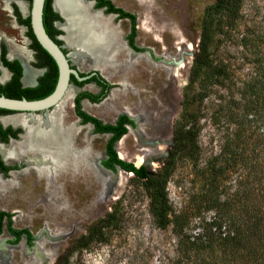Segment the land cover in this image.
Masks as SVG:
<instances>
[{
    "label": "rangeland",
    "instance_id": "obj_1",
    "mask_svg": "<svg viewBox=\"0 0 264 264\" xmlns=\"http://www.w3.org/2000/svg\"><path fill=\"white\" fill-rule=\"evenodd\" d=\"M10 1L0 0V43L8 51L13 47L23 51L28 59L31 51L26 27L4 8ZM69 1L77 10L71 37L76 45L80 42V50L75 52L66 40L69 20L64 15L61 44L79 70L99 69L115 84L106 99L88 104L86 109L104 122H114L125 111L137 121L117 143L118 157L135 166L143 164L149 173L160 170L186 107L197 118V146L176 160L166 184L172 222L160 228L150 212L143 180L124 171L112 174L98 162L105 158L109 135L93 134L90 125L76 133L69 104L75 87L69 88L58 107L46 112L49 120L46 114L30 115L31 120L26 119L29 115L9 116L25 127L29 137L33 126L41 122L33 118L47 119L53 134L35 141L30 137V144L46 138L58 144L57 154L43 153L49 159L39 161L50 166L63 157L68 158V165L57 171L64 176L58 190L61 195L54 193L53 183L46 195H41L43 180L32 186L33 177L25 179L20 194H12L9 189L0 193V208L11 212L13 227H26L34 237L31 246L25 238L12 243L13 236L4 227L0 232V264H54L74 240L112 212H117L118 223L103 228V235L86 248L72 251L67 264H264V245L259 248L255 242H246L245 248H237L232 241L214 235L219 230L212 227L218 221L236 228L233 221L242 222L239 220L262 198L264 107L260 118L247 119L263 101L264 0H242L232 22L215 30L213 60L216 66L225 68L226 75L209 79L200 97L197 83L189 89L186 86L204 10L216 0H112L135 15V45L142 48L136 54L123 39L129 31L128 19L103 16L93 2ZM23 2L26 13L16 2L10 5H16L26 17L30 4ZM62 5L65 13L68 4ZM85 89L97 92L90 83ZM63 109L66 122L58 130L56 117ZM260 228L264 238V225ZM202 232L212 233L211 249L190 252L189 242ZM248 246L259 251L245 262L240 255ZM184 250L191 257H186Z\"/></svg>",
    "mask_w": 264,
    "mask_h": 264
},
{
    "label": "trees",
    "instance_id": "obj_2",
    "mask_svg": "<svg viewBox=\"0 0 264 264\" xmlns=\"http://www.w3.org/2000/svg\"><path fill=\"white\" fill-rule=\"evenodd\" d=\"M51 0H48L50 3ZM242 0H216L213 4L207 6L204 10L202 19H201V26H200V33L198 38L197 44V52L193 56L192 65L190 67V74H189V82L186 86V89H189L193 86L194 83H197L199 86V93L198 97L201 96V92L206 90V82L218 76H225L226 70L223 67L216 66L213 60V54L211 51V43L213 41V35L215 30H221L223 26H227L229 22L231 23L232 20L235 18L237 14V10L240 7ZM48 6V4H47ZM96 6H106L107 12H114L118 13L120 17H128L131 21V32H130V45L137 49L134 45V38L136 35V28H135V15L125 11L124 9L117 7L113 4L111 0H96ZM15 14L17 16L18 21L27 27V34L32 40V46L36 47L37 49L41 50L43 54H45L53 63L55 69H57V65L53 57L40 45L37 41L30 24V17L26 16L23 17L21 13L18 11V8L15 7ZM54 17L56 20H62V17L55 11H53ZM43 20V19H42ZM45 28V27H44ZM46 30V29H45ZM49 34L50 33V30ZM47 32V31H46ZM52 34H60V29L53 28ZM264 37V35H263ZM55 42L58 44L61 43V40L54 39ZM17 62V61H16ZM20 68V65H19ZM20 74V73H19ZM92 79L97 80L101 85L104 87V91L100 96H93L89 93H84L85 96L90 97L92 100H100L103 96H105L107 90L110 88V84L105 81L98 73H95ZM46 94V93H45ZM45 94H39L36 97H42ZM200 95V96H199ZM187 96V103L189 102V96ZM263 101L259 104L260 107L255 109L252 117H247L249 121L257 120L260 118L262 111L261 109L264 107V91L262 92ZM264 109V108H263ZM79 113L83 116L84 121H91L95 124L96 129L104 132V131H112L114 132L113 137L109 140L107 145V154L108 158L102 163L111 169H114L115 164H119L122 168L127 171H130L139 179L143 180V187L146 190L149 196V209L150 212L160 228H165L169 223L172 222V218L169 216L170 214V205L167 199V192H166V184L168 181L169 176L171 175L176 160L180 155L190 152L194 149L197 141L198 135V127H197V118L194 112H190L186 107L185 111L181 114V119L175 126L174 131V144L168 154V157L161 167L160 170L156 171L155 173H149L144 165L134 166L132 163L127 162L125 160L120 159L117 156L116 150L113 147V142L118 139L123 133L126 132V127L123 126L125 122H131L129 118L125 115L120 116L116 124H103L101 121L92 117L82 111L79 110ZM246 117V115L244 114ZM260 190L263 191L262 198L258 206L254 207L253 210L249 211L250 213H246L244 217L239 220L242 222L233 221L236 228L231 229L230 225L227 223L222 224L221 222L215 221L212 224V227L219 230L217 233L215 232L214 235H218L221 240L223 241H232L235 243V246L245 248L251 242H255L257 246L260 248L264 245V238L262 235L261 226L264 225V185H261ZM252 213V214H251ZM253 213L255 214L253 216ZM251 214V215H249ZM3 216H7V224L10 232L16 236L15 240H18L21 235L24 233L26 234L28 241H31L32 235L28 229H15L11 227V219L10 215L5 211L0 210V224L2 223ZM215 218V217H214ZM119 221V216L117 212L109 213L105 218L100 219L96 224L88 229L87 234L81 235L77 240H74L70 247L66 249L55 261L54 264H67L69 254L74 251L75 249H84L86 248L89 243L92 242L95 238H99L103 235V228L110 226H115ZM223 230H220V229ZM182 230V229H181ZM1 232V230H0ZM203 234L198 235V237L193 238V241L189 242V246L187 249L190 250L194 249L196 251L199 250H210L213 244V238H211L212 233L202 232ZM223 234V237H221ZM239 244V246H238ZM256 246V247H257ZM237 248H233V251H236ZM188 250H184V253H188L186 257H191V253ZM263 250V249H261ZM196 251H193L195 253ZM231 251V250H230ZM259 250H255L248 246L247 251L240 255V258L243 259L245 262L251 260ZM190 253V254H189ZM259 254H263L261 251ZM235 255V254H234ZM189 259V258H186ZM180 263V262H179ZM167 264V263H165ZM172 264H177L173 263Z\"/></svg>",
    "mask_w": 264,
    "mask_h": 264
},
{
    "label": "flooded vegetation",
    "instance_id": "obj_3",
    "mask_svg": "<svg viewBox=\"0 0 264 264\" xmlns=\"http://www.w3.org/2000/svg\"><path fill=\"white\" fill-rule=\"evenodd\" d=\"M27 1L30 4L31 0H27ZM52 1L53 0H51L50 3H48V0H44L43 14H42L43 20L42 21H43V25H44L48 35L53 40L54 39L60 40V38H59L60 34H57V33L52 34V33H54L53 28L58 29L55 25V22L57 20L55 19L54 14H53V11H55V10L52 7ZM7 4H9V5H7ZM47 4H48V6H47ZM93 6H94V8H104L105 13H114V12H107L106 6L97 7L96 6V0H94ZM5 7H7L6 10L12 11V14L16 17L17 22L20 23L17 19L16 14H15V7H17V6L16 5L11 6L10 2H8V3H4V8ZM117 7H119V6H117ZM120 8H122V7H120ZM23 10H24V8L22 9V11ZM18 11H19V9H18ZM114 14H116V16H114L115 18L117 17L118 19H128V21H129V31L124 35L125 37H123V39L126 43V46L128 48H130L133 52H135V54L138 53L137 51H141L142 48L137 47L135 45V38H134V45L137 49L133 48L130 45V38H129L130 32H131V21H130V19L128 17H120L118 15V13H114ZM23 17H25V16H23ZM48 30H50L51 34H49ZM26 36L30 40L29 47H30V51H31V53H30L27 50L29 52V58L28 59L26 57H23V55H22L23 51L17 50L14 47H13V49L15 50L16 55L9 56L10 55V53H9L10 48L8 51V48L4 44L0 43V95H4L6 97H10V98H14V99H23L24 98L27 100H33V99L43 98V97L49 95L50 93L53 92V90L56 87L57 80H58V67H57V69H55L51 60L45 54H43V52L41 50L32 46V44H33L32 40L27 34V27H26ZM1 39H3V38H1ZM3 40H5V39H3ZM62 50L65 54H69L68 51L64 47ZM26 60L30 66L27 64ZM68 61H69L71 67H74L78 70L79 75L82 76V75L90 74L93 71H95V73H98L105 81H107L111 85L110 88L107 90L105 96H103L100 100H97V101L92 100L90 97L85 96V94H84V93H89L93 96L98 97L104 91L103 85H101L97 80L92 79V77L95 73L93 75H91L89 78H87L85 80H81V81L77 80L74 77V75L71 74L70 78H69L68 87L73 86L76 88V91L73 93V96H72L70 103H69L70 106L73 108L74 118L72 121L76 123V125H75L76 129H77L76 133H78L79 129L82 128L84 125H90V131L93 134L98 133V134L109 135L108 139L105 142V149H104L105 158L98 161V162L100 163V165L104 169L111 171L112 174L116 173L117 172V166H120L119 164H115L114 169H111V168L106 167L102 163V161H104L108 158L107 145H108L109 140L113 137L114 132H112V131L101 132V131L97 130L96 126L93 122L84 121L83 116L79 113V110H80V111H82V112H84V113H86L92 117H95L99 121H101V119L98 116L90 113L86 109L85 106H88V104L89 105H96V104L101 103L104 99H106L110 95V92L115 87V84L109 82L108 79L105 77V75H103L99 69H98V71L92 69V70H89L86 72H82L73 63L70 55L68 56ZM22 62L24 64H27L28 67H30L32 70L34 69L37 71V73L34 75V78L28 82H24V69L25 68H24ZM19 65H20V68H19ZM3 72H5L6 74H5V77L2 79L1 76H2ZM89 83L93 84L97 88V92H91L90 90L85 89V85H87ZM67 91H66V93H67ZM66 93L64 94V97L61 99V101L56 106H51V107H49L47 109H43V110L23 111V110H10V109H6V108H0V119L3 117H9V116H14V115H29L26 117V119H29L30 115L43 117L46 114V112L52 111L55 107H58V105L64 100ZM39 94H45V95L37 98L36 96ZM65 107H66V105H65ZM64 115H67V114L63 109V112L59 113L56 117V125L58 127V130H61L63 128V126L65 125L64 121L66 122V119H64ZM122 115L127 116L131 122L123 123V126L126 127V132L123 133L118 139H116L113 142L114 149H116V145H117V144L115 145V142L117 140L120 141L128 133V131L130 130V127L135 126L137 121L135 120V118L133 117L132 114L127 113L126 111H125V113L119 114L116 117L114 122L101 121L103 124H116V122L118 121V119ZM15 120H17V119H15ZM0 147H2L6 151L5 154L0 153V193L1 194H4V192H6V190H8V189H9L8 191H10V193H12V194L22 193L24 186H26V183L24 182L25 179H28L29 177H33L32 181H31L32 186L38 185L39 182L41 180H43V188L40 192L41 195L42 194L46 195V193L49 191L48 189H50L49 186H51L50 185L51 183H53L55 185V192L54 193H56V194L58 193L57 195H61V192L58 190H59V186H60L59 184L61 182L64 184V176L60 177L58 175L57 171L58 170H62V171L64 170L63 168L68 165V158L65 160L62 157V159L59 162L57 161L54 165L50 164V166L49 165L45 166L44 164H41L43 162L42 160L39 161L41 159L40 157L43 155V153H45L46 155H50V156L54 152L57 154L58 150H59L58 144H55L46 138L45 140L40 141L37 144L31 145L30 144V137L27 135L26 129H25V127H23V125H18V124L15 125L14 123H2V121L0 120ZM65 151H66V149H65ZM3 156H5L6 158H4ZM38 161L40 162L39 164H38ZM122 169H124V168H122ZM59 177L62 178L63 180L60 179ZM60 180H62V181H60ZM44 188H45V190H44ZM62 195H63V192H62ZM0 210L5 211L6 213H8L10 215L11 227H13V225H12L13 217H12L11 212L7 211L3 208H0ZM12 212H15V211H12ZM1 222H2L0 224L1 232H2L3 228L5 227L8 230V232L13 236V239L11 241L12 243H17L22 238H25L27 245H29V246L32 245V242L34 240V237L32 234L31 235H32L33 239L31 241H28V238H27L26 234H24V233L21 235V237L18 240H15L16 236L14 234H12L8 228L7 216H3ZM13 228H15V227H13ZM25 228L26 227H24V229ZM15 229H23V228L21 227V228H15ZM26 229H28V228H26Z\"/></svg>",
    "mask_w": 264,
    "mask_h": 264
},
{
    "label": "water",
    "instance_id": "obj_4",
    "mask_svg": "<svg viewBox=\"0 0 264 264\" xmlns=\"http://www.w3.org/2000/svg\"><path fill=\"white\" fill-rule=\"evenodd\" d=\"M94 4V0H90ZM54 0L52 1V7L53 9L62 17L64 16L61 14V12L57 11V9L54 7ZM8 3V2H6ZM9 5V4H7ZM43 5L44 0H31L30 2V8L28 10V13L26 16L30 17V24L32 31L37 39V41L40 43V45L53 57L55 60L57 67H58V80L55 89L52 93L49 95L39 98V99H33V100H27V99H14L10 97H6L4 95H0V108H6L10 110H23V111H38L47 109L51 106H56L61 99L64 97V94L69 89V78L70 75H74V77L81 81L89 78L91 75L95 73L93 71L90 74L86 75H79V72L76 68L71 67L70 63L68 61L69 54H65L63 52V45L56 43L46 32L43 21H42V14H43ZM8 7V6H7ZM95 10H99L101 15L111 17V19L116 16L114 13H105L104 8H94ZM21 10V9H20ZM24 13V12H23ZM22 13V14H23ZM24 16V15H23ZM111 21V20H110ZM61 20H57L55 22V25L58 29H60L59 25L63 24ZM63 30V29H62ZM60 38V35H59ZM97 70L98 69H93ZM119 140L115 142V145L118 143ZM119 171H124L126 173H131L130 171H127L125 169H122L120 166H117V172L118 175Z\"/></svg>",
    "mask_w": 264,
    "mask_h": 264
},
{
    "label": "bare ground",
    "instance_id": "obj_5",
    "mask_svg": "<svg viewBox=\"0 0 264 264\" xmlns=\"http://www.w3.org/2000/svg\"><path fill=\"white\" fill-rule=\"evenodd\" d=\"M13 1H15L18 6H20L19 8L22 11V9L24 8L23 0H13ZM85 1L88 3H91V5H92V1H90V0H85ZM10 2H12V0ZM76 2H78V1H76ZM53 3H54V7L57 9V11L61 12V14L66 16L67 19L69 20V23L65 26V30L67 32L66 40L68 41L69 44H71L72 46L75 47V50H76L75 52H78L77 50H80L78 45H81V44L78 41L77 45H76V43L74 42V39H72V37H71L72 32H73V29H71V25L74 24V20H75L76 13H77V10L72 8V7H74V4H72L69 0H54ZM62 3L68 4L67 8L65 9V11H66L65 13H64L63 9L61 8L63 6ZM78 4H79V2H78ZM22 12L26 13L25 10H23ZM59 27H60V29H63V28H61V27H63V26H61V24L59 25ZM9 53H10L9 56L16 55L15 50L13 48H10ZM27 64L29 65L28 62H27ZM27 64L23 63V66L25 68L24 69V82H28V81L32 80V77L37 73L36 71H34L30 67H28ZM5 74H6L5 72L2 73V76H1L2 79L5 77ZM46 117L49 120V114H46ZM31 118H33V117H31ZM0 120L2 121V123H9L10 122V123L16 124V122H17V120H15V118H10V117H3ZM48 120L46 119V120L42 121L41 118H35V117L33 118V121H39V122L41 121L40 123L37 124V126H33V129L30 130V137L33 141H35L36 139H39V140L43 139L44 136H46L48 134H51V133L53 134V132H51V130L48 129V126H47L48 122H49ZM0 153L5 154L6 151L2 147H0ZM3 157L6 158L5 156H3ZM46 157L47 156H41L40 158L48 160L49 157L48 158H46ZM42 163L47 164L45 161H43Z\"/></svg>",
    "mask_w": 264,
    "mask_h": 264
}]
</instances>
